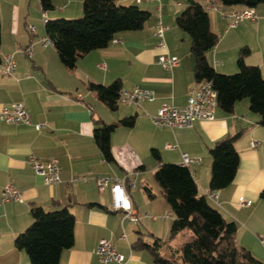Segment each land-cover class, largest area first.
<instances>
[{
	"label": "crops",
	"instance_id": "0c3cea01",
	"mask_svg": "<svg viewBox=\"0 0 264 264\" xmlns=\"http://www.w3.org/2000/svg\"><path fill=\"white\" fill-rule=\"evenodd\" d=\"M187 1L115 0L120 5H138L151 16L143 28L117 33L106 47L89 51L73 69H68L52 44L43 47L36 42L38 36H45L44 22L41 25L36 21L37 0H0L1 61L8 53H14L16 61L11 76L1 73L0 64V110L22 102L30 115V123L8 124L0 120V196L3 187L12 184L23 198L22 202H0V264H30L26 252L18 249L14 241L32 223V206L46 211L67 207L73 214L74 242L61 251V264H102L96 252L101 238L108 239L124 256L122 263L111 264H160L149 250L133 244L139 240L151 244L159 238L167 242L159 252L167 257L176 253L185 237L180 233L168 240L173 215L168 218V235L155 232L150 226V241L143 237L146 223L153 225L150 221L165 220L159 216L170 211L155 181V170L161 163L181 164V153H187L196 160L188 168L198 194L203 195L209 188V148L235 134L238 136L234 147L239 154L235 177L228 186L217 190L216 201L208 202L227 221L234 222L237 243L264 262V199L260 196L264 191V126L259 123V114L250 110L248 99L237 101L230 112L217 107L214 119L196 121L192 127L159 128L151 119L164 102L183 108L188 90L195 84L189 40L175 25V18ZM82 3L83 0H53L54 15L47 18L81 16ZM202 4L208 11L211 30L219 37L215 47L206 52L210 66L220 73L236 72L238 50L248 46L245 63L263 70L264 3L254 7L255 20L245 19L234 27H228L229 20L222 14L240 11L245 6H224L211 0ZM159 20L168 26L167 52L180 60L171 70L157 63V56L164 52L156 48L154 36ZM29 24L35 26V36L29 34ZM17 45H31L32 56L16 51ZM115 80L126 90L135 86L151 90L155 99L139 105L118 102L117 108L111 110L87 87L89 81L107 86ZM78 94L81 99L76 98ZM132 115L131 127L120 125L112 132L114 162L105 161L93 139L95 122L117 123ZM36 124L41 125L39 130ZM253 141L255 146H251ZM166 144L176 147L167 149ZM152 149L158 150L160 160L153 157ZM30 156L57 159L61 181L45 184L32 170ZM74 176L79 179L73 181ZM99 176H126L127 193L142 215L138 225L124 218L123 212L112 209L109 189L98 190ZM245 201L249 205H243Z\"/></svg>",
	"mask_w": 264,
	"mask_h": 264
},
{
	"label": "trees",
	"instance_id": "16d2710c",
	"mask_svg": "<svg viewBox=\"0 0 264 264\" xmlns=\"http://www.w3.org/2000/svg\"><path fill=\"white\" fill-rule=\"evenodd\" d=\"M38 1L42 12L54 9L53 0ZM213 2L254 8L264 0ZM82 9L83 14L78 18L60 17L44 23L45 35L51 40L61 63L68 69H73L78 59L89 51L106 47L117 33L143 28L151 16L149 11L138 5H120L115 0H83ZM175 25L190 37L189 50L194 61L195 83L202 80L211 82L217 91L218 107L227 112L232 111L237 101L248 99L250 110L259 114V123L264 126V71L258 65L245 63L249 47L239 48L235 73H219L206 59V52L215 47L219 37L210 28L205 6L199 0H188L176 16ZM87 87L109 109L117 108L121 88L119 80L107 86L89 81ZM133 123V115L117 123L95 122L93 139L105 161L114 162L110 144L112 132L120 125L131 127ZM237 136L224 137L209 148V189L217 191L233 181L239 164V154L234 147ZM151 153L160 160L158 150L152 149ZM154 178L173 215L168 240L180 233L185 239L176 253L167 257L159 253L167 243L159 238H155L151 244L139 240L133 244L134 247L149 250L154 261L160 264H264L237 243L234 222L227 221L205 195L198 194L197 184L188 166L161 163L154 172ZM260 196L264 199V191ZM30 213L32 223L16 236L15 246L26 252L30 264H61V251L70 248L74 242L73 214L67 207L46 211L40 206H32Z\"/></svg>",
	"mask_w": 264,
	"mask_h": 264
},
{
	"label": "built area",
	"instance_id": "2783aa9c",
	"mask_svg": "<svg viewBox=\"0 0 264 264\" xmlns=\"http://www.w3.org/2000/svg\"><path fill=\"white\" fill-rule=\"evenodd\" d=\"M136 1L140 2L141 0ZM222 15L229 20L228 27H234L245 19L255 20L257 18L254 8L246 6L240 11L223 13ZM42 19L44 23L48 20L45 12H42ZM167 30L168 26L164 25L160 20L154 26V36L157 39L156 48L164 51L157 56V63L161 65L163 69L171 70L179 65L180 60L176 55H171L167 52V44L165 41V32ZM28 32L31 36L36 35V28L33 24L28 25ZM36 42L43 47L52 44L51 40L46 35L38 36ZM32 50L31 45H17L16 47V51L22 52L26 57L32 56ZM1 62V73L5 76H11L16 68L14 53L4 55ZM97 66L101 69H105L102 64H98ZM76 98L81 99L82 97L78 94ZM154 99L155 96L151 90L140 88L139 86H135L131 90L120 88L118 91V102L124 105H139L142 101H153ZM217 107V91L213 88L211 82L202 80L196 82L189 88L186 105L183 108H178L171 103L164 102L157 108L156 113L151 116V119L159 128L172 129L174 127H192L193 123L196 121L214 119ZM0 120L8 124L30 123V115L22 102H15L0 110ZM35 128L39 130L41 125L36 124ZM255 145L256 142H251V146ZM165 147L167 149H172L175 148L176 145L166 144ZM181 157V165L184 166H188L193 161H196L185 152L181 153ZM29 164L35 174L42 177L45 184H54L61 181L60 166L57 159L40 160L30 156ZM78 179L79 177H72L73 181ZM96 182L99 191H104L105 188L109 189L112 209L114 211L123 212L124 218L130 223L138 225L142 215L137 213L127 193L126 176L122 178L99 176L96 178ZM203 195H205L207 199L213 201L217 199L216 190L207 188L203 191ZM10 200L22 202L23 198L18 188L12 184H7L1 191L0 202L5 203ZM249 203V201L242 202L243 205H249ZM171 216V211H168L160 217L169 218ZM152 219H155V217H152ZM122 237H125V235L122 234ZM261 243L264 247V240H261ZM96 252L102 264H111L112 262L122 263L124 261V256L118 253L111 242L106 238H101L99 240Z\"/></svg>",
	"mask_w": 264,
	"mask_h": 264
},
{
	"label": "rangeland",
	"instance_id": "374dc122",
	"mask_svg": "<svg viewBox=\"0 0 264 264\" xmlns=\"http://www.w3.org/2000/svg\"><path fill=\"white\" fill-rule=\"evenodd\" d=\"M201 3H205V2H209L210 0H199ZM211 1H214V0H211ZM39 4V1L37 0V9H36V13H37V19H36V21H38L37 23H41V25L43 24V21H42V11L40 10V6L38 5ZM54 9L53 10H49V11H47L46 12V14H47V16H49V17H52V15H54ZM82 16V15H81ZM78 17H80V16H77V17H72V18H78ZM65 18V17H64ZM51 19H54V18H51ZM69 19V18H68ZM34 24H36V22L34 21L33 22ZM180 30V29H179ZM181 33L182 34H184V36H185V38H187L188 40H189V43H190V37H189V35L187 34V33H185V32H183V31H181ZM189 48V47H188ZM263 71H264V68H263ZM220 73V72H219ZM233 73H235V72H233ZM226 74H232V73H226ZM163 215V214H162ZM161 216V215H160ZM160 216H159V218H160ZM172 219V221H173V217L171 218ZM168 218L167 219H165V220H157V221H150V222H153V225H151V224H149V223H146L148 226H146V227H144L143 229H142V233L143 234H146V235H144L143 237L145 238V239H148L149 241H150V238H149V236L147 235V232L149 231V232H152L151 231V228H150V226L152 227V228H154L153 229V231H155V232H157V230L158 231H161L162 232V234L163 233H167V235H168V232H169V228L167 227V224H168ZM145 222V221H144ZM164 235H166V234H164Z\"/></svg>",
	"mask_w": 264,
	"mask_h": 264
}]
</instances>
